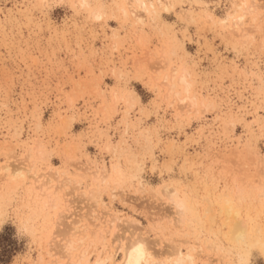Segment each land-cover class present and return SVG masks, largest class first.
Here are the masks:
<instances>
[{"label": "rangeland", "instance_id": "374dc122", "mask_svg": "<svg viewBox=\"0 0 264 264\" xmlns=\"http://www.w3.org/2000/svg\"><path fill=\"white\" fill-rule=\"evenodd\" d=\"M1 235L0 264H264V0H0Z\"/></svg>", "mask_w": 264, "mask_h": 264}, {"label": "bare ground", "instance_id": "6f19581e", "mask_svg": "<svg viewBox=\"0 0 264 264\" xmlns=\"http://www.w3.org/2000/svg\"><path fill=\"white\" fill-rule=\"evenodd\" d=\"M178 206L181 207L182 205L178 204ZM143 244L145 243L134 241L130 246H127L125 251H123V260L120 264H150Z\"/></svg>", "mask_w": 264, "mask_h": 264}, {"label": "trees", "instance_id": "16d2710c", "mask_svg": "<svg viewBox=\"0 0 264 264\" xmlns=\"http://www.w3.org/2000/svg\"><path fill=\"white\" fill-rule=\"evenodd\" d=\"M12 243L10 241H4V237L2 239V235L0 236V262L6 263L10 258V254L12 251Z\"/></svg>", "mask_w": 264, "mask_h": 264}]
</instances>
